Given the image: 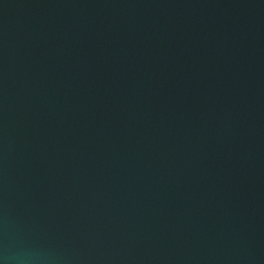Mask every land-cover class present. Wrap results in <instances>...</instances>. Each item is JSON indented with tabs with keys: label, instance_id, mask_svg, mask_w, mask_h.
Masks as SVG:
<instances>
[{
	"label": "water",
	"instance_id": "95a60500",
	"mask_svg": "<svg viewBox=\"0 0 264 264\" xmlns=\"http://www.w3.org/2000/svg\"><path fill=\"white\" fill-rule=\"evenodd\" d=\"M0 264H264V0H0Z\"/></svg>",
	"mask_w": 264,
	"mask_h": 264
}]
</instances>
